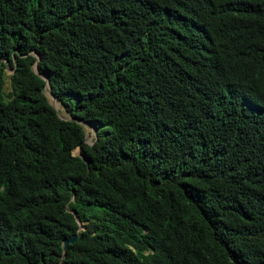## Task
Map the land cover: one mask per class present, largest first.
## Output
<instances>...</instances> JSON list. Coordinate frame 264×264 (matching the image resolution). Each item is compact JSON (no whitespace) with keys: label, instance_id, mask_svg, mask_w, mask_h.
<instances>
[{"label":"trees","instance_id":"obj_1","mask_svg":"<svg viewBox=\"0 0 264 264\" xmlns=\"http://www.w3.org/2000/svg\"><path fill=\"white\" fill-rule=\"evenodd\" d=\"M0 264H264V0H0Z\"/></svg>","mask_w":264,"mask_h":264},{"label":"rangeland","instance_id":"obj_2","mask_svg":"<svg viewBox=\"0 0 264 264\" xmlns=\"http://www.w3.org/2000/svg\"><path fill=\"white\" fill-rule=\"evenodd\" d=\"M10 71H11L10 68H6V75H5V80H4V91L5 92L10 89V82H9ZM44 91H45L50 103L54 104L55 108L58 111V114L64 118H71V115L63 108L60 101L55 96H53V94L50 91L48 84L44 88ZM80 122L83 125L84 131H85L86 141L91 143L96 138V130H95L93 123H87L85 121H80ZM78 151H79L78 147L73 150L74 153H78ZM81 222H82V224L84 223V221H81Z\"/></svg>","mask_w":264,"mask_h":264},{"label":"water","instance_id":"obj_3","mask_svg":"<svg viewBox=\"0 0 264 264\" xmlns=\"http://www.w3.org/2000/svg\"><path fill=\"white\" fill-rule=\"evenodd\" d=\"M36 55H37V54H36ZM37 58H38V55H37ZM33 67H34V70H35L37 73H39L43 78H45L46 83H45V85H44V88H45L46 85L48 84V86H49V88H50V91H51V86H50V83H49V78H48V76L46 75L45 72H40V71L38 70V68H37V61L34 63V66H33ZM10 70H11V69H10ZM52 94H53V93H52ZM53 96H55V95L53 94ZM51 104L54 106L53 103H51ZM54 107H55V106H54ZM85 122H87V123H92L91 121H85ZM72 211L74 212L75 217H76V219H77V221H78V223H79V228H78V230H79V229H81V227H84V226H83L81 220L79 219V216H78L77 211H76L75 209H72ZM77 236H78V232H74V233L71 234L70 236L64 238V240H63V247H64V249L67 248L68 244H69L70 242L74 241V240L77 238Z\"/></svg>","mask_w":264,"mask_h":264},{"label":"bare ground","instance_id":"obj_4","mask_svg":"<svg viewBox=\"0 0 264 264\" xmlns=\"http://www.w3.org/2000/svg\"><path fill=\"white\" fill-rule=\"evenodd\" d=\"M91 125V124H90ZM90 127V126H89Z\"/></svg>","mask_w":264,"mask_h":264}]
</instances>
